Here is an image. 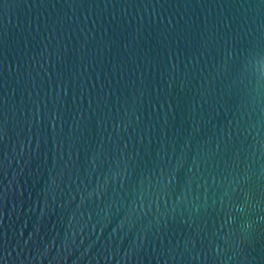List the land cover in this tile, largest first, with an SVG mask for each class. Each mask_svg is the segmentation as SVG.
<instances>
[{
    "label": "water",
    "instance_id": "obj_1",
    "mask_svg": "<svg viewBox=\"0 0 264 264\" xmlns=\"http://www.w3.org/2000/svg\"><path fill=\"white\" fill-rule=\"evenodd\" d=\"M0 264H264V0H0Z\"/></svg>",
    "mask_w": 264,
    "mask_h": 264
}]
</instances>
